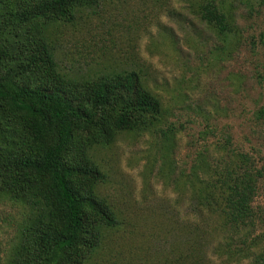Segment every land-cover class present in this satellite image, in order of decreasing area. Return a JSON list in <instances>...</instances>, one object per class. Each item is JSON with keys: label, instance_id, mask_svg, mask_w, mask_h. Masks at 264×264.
<instances>
[{"label": "trees", "instance_id": "16d2710c", "mask_svg": "<svg viewBox=\"0 0 264 264\" xmlns=\"http://www.w3.org/2000/svg\"><path fill=\"white\" fill-rule=\"evenodd\" d=\"M130 2L0 0V203L25 215L7 264H101L103 253L107 264H125L124 253L147 235L108 198L101 161L124 135L161 132L170 141L173 104L143 65L121 61L172 8L171 0H148L146 8ZM189 7L227 44L236 37L233 0ZM103 29H133L126 50L114 53L111 37L97 47ZM77 45L85 51L66 66L65 49ZM262 181L264 164L229 136L202 145L179 183L195 221L167 219L186 245L181 264H217L214 256L222 264H264L255 204ZM143 221L161 228V219ZM129 224L131 231L119 232Z\"/></svg>", "mask_w": 264, "mask_h": 264}, {"label": "rangeland", "instance_id": "374dc122", "mask_svg": "<svg viewBox=\"0 0 264 264\" xmlns=\"http://www.w3.org/2000/svg\"><path fill=\"white\" fill-rule=\"evenodd\" d=\"M147 1L130 3L146 8ZM193 2L171 0V11L135 40L132 59L121 61L129 66L135 62L143 65L140 68L152 76L163 100L173 104L169 116L170 141L161 132L124 135L114 149L102 152L105 159L101 168L106 176L103 188L108 198L125 211L133 228L137 226L147 234L140 235L133 248L124 253L128 259L125 264L148 261L166 264L172 263L175 256L174 264L185 260L186 245L177 235L176 224L167 219L177 215L178 220L184 218V222L192 225L195 221L187 212L188 198L179 183L203 144L221 145L229 136L234 147L254 155L258 166L264 164V0H252L248 4L245 0H233L239 29L230 44L194 14L189 7ZM132 33L133 29H103L97 47L107 45L111 37L109 43L113 44L114 53L126 50ZM65 51L67 66V59L79 58L85 49L77 45ZM77 63L84 71L83 62ZM255 204L259 211L256 232L261 233L264 232V181ZM24 217L16 204L0 203V264L8 263ZM143 219L156 222L161 219L163 225L156 224L161 228L151 231ZM130 224L119 232L131 231ZM145 246H149V251L152 247L151 255L143 250ZM118 250L121 249L111 251ZM157 252L159 255H155ZM106 254L100 255L101 264L109 263L103 256ZM213 259L222 264L217 256Z\"/></svg>", "mask_w": 264, "mask_h": 264}]
</instances>
